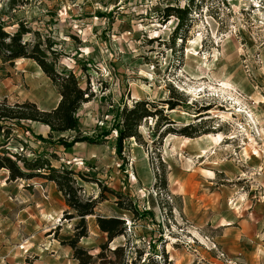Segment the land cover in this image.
I'll list each match as a JSON object with an SVG mask.
<instances>
[{"label": "rangeland", "instance_id": "374dc122", "mask_svg": "<svg viewBox=\"0 0 264 264\" xmlns=\"http://www.w3.org/2000/svg\"><path fill=\"white\" fill-rule=\"evenodd\" d=\"M12 1L0 0L6 31L14 33L22 22L43 41L49 38L62 53L59 71L73 72L81 88L92 94L78 113L83 134L101 136L105 129L110 135L97 145L77 144L68 153L57 138L48 139L46 130L28 124V136L16 129L11 152L28 159L47 154L53 167L84 175L77 179L85 200L99 198L107 188L125 203L152 211L153 218L133 221L117 207L118 198L105 191L96 215L126 219L133 245L142 248L152 236L159 237L161 227L173 264H264V240L254 260H245L219 245L217 231L200 221L205 217L198 205L186 207L192 190L191 202L204 204L206 197L196 199L200 191L206 193L204 184L230 194L231 199L214 196L215 206L228 200L214 211L216 217L232 207L237 213V199V207L250 201L247 207L264 217V0H194L191 21L175 45L178 20L167 19L164 11L188 7L191 0ZM34 39L33 34L25 36L26 41ZM4 99L11 105L30 101L51 111L60 96L35 62L19 60L14 66L0 62V101ZM171 99L185 105L170 112L163 102ZM140 100L161 105L176 130L191 125L194 138L169 135L153 145L158 138L148 120L140 127L144 144L127 141L118 156L112 128L116 110ZM33 132L47 143L36 140ZM205 132L222 135L223 143L203 141L201 153L192 140ZM8 178L7 171H0V264H77L62 242L73 238L78 220L64 218L68 208L56 185L41 178ZM87 225L89 237L80 247L97 255L107 236L96 216L88 217ZM125 241L118 238L111 247Z\"/></svg>", "mask_w": 264, "mask_h": 264}, {"label": "trees", "instance_id": "16d2710c", "mask_svg": "<svg viewBox=\"0 0 264 264\" xmlns=\"http://www.w3.org/2000/svg\"><path fill=\"white\" fill-rule=\"evenodd\" d=\"M193 2L194 0H191L192 5L183 9L167 7L164 11L167 12L164 15L167 19L176 17L178 20L175 35L172 37L173 45L179 37V32L191 21ZM11 4H14V0ZM18 25L19 28L14 33H9L6 31L5 21L0 20V62L9 66H14L15 62L19 60L35 62L45 76L51 80L60 96V101L58 106L51 111H43L36 103L30 101L13 105L7 99L0 101V171L5 170L9 173L8 182L41 178L56 185L57 191L63 196L68 208L64 218L70 221L78 220L73 238L62 242V245L72 249L73 259L77 264H173L165 250L166 242L161 227H159V237L152 236L149 241L145 242L147 246L142 248L133 245L130 235L132 230L127 226L126 219L104 218L96 215L98 205L106 200L103 193L105 191L111 192L118 198L117 207L131 214L133 221L153 218L152 211H141L133 202L125 203L120 194L107 188L102 190L99 198L85 200L81 195L82 187L78 185L77 179H85L84 175L73 169L53 167L47 154L37 155L35 159H28L23 154L12 153L9 149V144L13 140H17L16 129L24 130L25 134L32 132L30 127L28 128L30 126L28 124L49 128L48 139L57 138L58 144H61L68 153H71L77 144L97 145L100 144L99 138L105 139L110 135V131H105V129H101V136L89 137L83 134L78 113L85 104L92 100V94L81 88L79 80L73 72L59 71L62 53L55 49V44L49 38L43 41L39 32L33 33L22 22ZM29 34L35 36L33 41L25 40V36ZM163 103L170 112L185 105V101L176 102L173 99ZM160 106L157 103L140 100L135 101L131 106L124 104L116 110L112 128L117 134L115 141L118 156L122 155L124 144L127 141L135 140L140 145L144 144L140 127L148 120L154 122L152 134L158 138L153 142V145L159 141L161 143L169 135L194 138L190 133L191 125L180 130L174 129L173 126L176 123L169 117V114H165V109ZM203 111H208V109ZM33 134L36 135L34 132ZM66 134H70V136L65 137ZM207 134L209 132L196 137ZM35 138L42 143H47L48 140L41 135H36ZM49 156L55 158L54 154ZM163 187H166L165 182ZM91 216H96L99 230L107 236V242L100 246L97 255H92L88 250L80 247V242L89 237L87 218ZM121 237L126 239L125 244L112 248L111 244Z\"/></svg>", "mask_w": 264, "mask_h": 264}, {"label": "crops", "instance_id": "0c3cea01", "mask_svg": "<svg viewBox=\"0 0 264 264\" xmlns=\"http://www.w3.org/2000/svg\"><path fill=\"white\" fill-rule=\"evenodd\" d=\"M39 126V125H38ZM43 130H46V134L49 135V128L40 126ZM211 173V172H210ZM212 175L214 173H211ZM211 175V176H212ZM214 176V175H213ZM213 178L210 177V180ZM213 183H210L212 185ZM202 188L205 189L206 193L202 194L201 191L199 195H197V201H199L202 197H206L204 204H194L191 202L193 197L192 190L190 197L187 198L186 207L189 209H195L198 205L200 207L199 211L202 217H205L204 222L207 227L215 229L217 231L216 239L218 240L219 245L226 250L227 252H236L241 254L240 257L248 261H253L254 256L258 251L259 242H263L264 240V217L257 215L256 211H251L252 202L244 201L239 207H237L240 203V200L236 204H234L235 208H237V213L234 212V207L227 211L226 213H220L218 211V216L216 217L214 212L217 211V207L224 206V204L228 203V200H218L219 204L215 206L216 199L215 195H219L226 197V199H231L230 194L224 191H220V193L213 192L212 187L202 185ZM186 191V187L184 188ZM235 194H232V198ZM237 196V195H236ZM243 198V197H242ZM191 199V200H190ZM232 203H229L228 206H232ZM226 206V205H225ZM243 208L241 212L240 209ZM244 213V215H242ZM261 238V239H260ZM261 241H258V240Z\"/></svg>", "mask_w": 264, "mask_h": 264}, {"label": "bare ground", "instance_id": "6f19581e", "mask_svg": "<svg viewBox=\"0 0 264 264\" xmlns=\"http://www.w3.org/2000/svg\"><path fill=\"white\" fill-rule=\"evenodd\" d=\"M199 42V40H197L196 42L191 43L193 46H195L197 43ZM194 48V47H193ZM226 87H229L228 83L224 84ZM241 112V111H240ZM212 113V112H211ZM203 141H213L212 143H215L216 145H221L223 143V136L222 135H218V136H212V135H206L203 136L201 138L192 140V143L195 145V147L197 149H199L201 151V153L205 152V148L203 147V145H201L200 143H202ZM213 145V144H212Z\"/></svg>", "mask_w": 264, "mask_h": 264}, {"label": "built area", "instance_id": "2783aa9c", "mask_svg": "<svg viewBox=\"0 0 264 264\" xmlns=\"http://www.w3.org/2000/svg\"><path fill=\"white\" fill-rule=\"evenodd\" d=\"M222 258H225V255H224V254L222 255ZM231 263H232V262H231ZM233 264H236V263H233Z\"/></svg>", "mask_w": 264, "mask_h": 264}]
</instances>
